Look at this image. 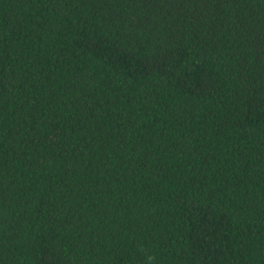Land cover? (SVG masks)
<instances>
[{
	"label": "trees",
	"instance_id": "1",
	"mask_svg": "<svg viewBox=\"0 0 264 264\" xmlns=\"http://www.w3.org/2000/svg\"><path fill=\"white\" fill-rule=\"evenodd\" d=\"M0 264H264V0H0Z\"/></svg>",
	"mask_w": 264,
	"mask_h": 264
}]
</instances>
